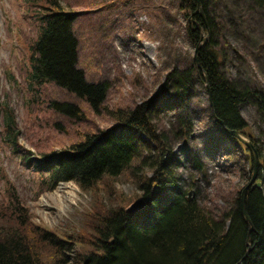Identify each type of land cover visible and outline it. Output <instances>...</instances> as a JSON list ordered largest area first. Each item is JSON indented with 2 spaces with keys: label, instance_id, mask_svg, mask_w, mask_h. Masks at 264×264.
Listing matches in <instances>:
<instances>
[{
  "label": "trees",
  "instance_id": "1",
  "mask_svg": "<svg viewBox=\"0 0 264 264\" xmlns=\"http://www.w3.org/2000/svg\"><path fill=\"white\" fill-rule=\"evenodd\" d=\"M180 1L182 9H192L189 38L195 48L202 45L197 58L194 56L187 67L181 68V74L188 79H177L178 88L189 87L193 79L201 82L208 92V108L213 115L228 128L249 136L260 155L257 180H262L263 188H250L246 198L253 230L249 231L241 213V190L235 194L233 207L217 218L199 202L197 191L191 196L182 188L172 166L181 167L183 162L153 128L143 111L145 105L141 104L130 110H113L114 126L86 132L64 149L42 152L40 157H31V151L21 152L23 162L38 173L40 192L53 190L62 181H74L84 192H92L99 205L87 213L89 223L85 229L60 236L35 224L20 194L12 191L3 208L8 215L0 218V264H69L65 250L75 248L76 243L81 247L75 251V264H264V149L241 115L242 106L254 102L264 116V88L256 84L239 87L227 78L221 53L216 50L218 31L213 16L206 10V0H200L203 14L196 12L197 0ZM29 2L40 22L38 36L30 46V82H52L98 112L109 86L107 81L89 79L79 64L80 39L74 29L78 13L68 11L61 0ZM49 108L65 117H84L82 106L70 100L53 99ZM15 125L14 114H10L7 140L19 149L20 131ZM223 127L216 122L208 133L205 149L212 155L241 156L246 160L247 147ZM179 130L185 139V130ZM181 152L196 169H203L197 145L184 144ZM246 162L250 181L253 161ZM120 180L132 183L141 192L134 198H124L116 189ZM154 183L156 190L152 188ZM139 198L145 200L144 205L128 211L127 207Z\"/></svg>",
  "mask_w": 264,
  "mask_h": 264
},
{
  "label": "rangeland",
  "instance_id": "2",
  "mask_svg": "<svg viewBox=\"0 0 264 264\" xmlns=\"http://www.w3.org/2000/svg\"><path fill=\"white\" fill-rule=\"evenodd\" d=\"M61 1L71 6L68 11L78 13L74 27L80 39V66L89 79L107 81L108 93L96 112L52 82H30V45L39 24L29 13V0H0V218L8 215L3 208L13 191L20 194L35 224L67 236L85 229L87 213L99 205L92 192H84L71 181L40 192L35 168L32 171L31 165L26 167L7 143L5 128L10 114H14L20 131L21 146L40 157L42 152L68 147L86 132L114 126L113 110H130L141 104L153 128L163 131L164 140L183 162L181 167L172 166L179 184L186 191H197L199 202L221 217L233 207L236 192L249 182V164L241 156L212 155L205 149L208 133L218 122L208 108V92L194 79L189 87L178 88L177 79H188L180 70L192 62L196 49L187 34L192 9H182L180 0ZM237 1H205L218 31L216 50L221 53L227 78L235 85L264 88V0ZM53 99L80 104L84 117L57 114L49 108ZM241 115L264 149V116L254 102L243 105ZM180 128L185 130V139ZM187 143L201 150L203 169H196L182 155ZM222 164L230 165L225 169ZM116 184L124 198H134L141 192L128 181ZM76 245L65 250L69 264H75L73 257L80 246Z\"/></svg>",
  "mask_w": 264,
  "mask_h": 264
},
{
  "label": "water",
  "instance_id": "3",
  "mask_svg": "<svg viewBox=\"0 0 264 264\" xmlns=\"http://www.w3.org/2000/svg\"><path fill=\"white\" fill-rule=\"evenodd\" d=\"M198 1V11L203 14V11H202V6H201V3H200V0H197ZM207 37L208 35L205 37V41H207ZM201 47V44H199L196 48V52H195V56L197 58V52L199 50V48ZM207 87H208V84H207ZM218 123L219 124H223L224 125V121L220 118H216ZM224 129L227 133L237 137L243 144L246 145V147L249 149V151L246 152V158L248 160H251L253 161V174H252V177L250 179V181L247 183L246 186H244L243 190H242V194H241V211H242V214H243V217H244V220L246 222V224L248 225L249 227V231L251 232L253 230V223L252 221L250 220L249 216H248V213H247V209H246V195H247V191L249 189V187L251 185L254 184V182L258 179V171H259V166H260V156H259V152L257 150V147L255 146V144L249 139V137H247L245 134H243L241 132V130H237V129H231V128H228L226 125H224ZM255 185L257 186H260V182H257ZM142 205H144V199H138L136 201H134L129 207H128V210H131V211H134L138 208H140ZM248 244L250 245V243L252 242V239H251V235L249 234L248 236ZM241 264V262H240Z\"/></svg>",
  "mask_w": 264,
  "mask_h": 264
},
{
  "label": "bare ground",
  "instance_id": "4",
  "mask_svg": "<svg viewBox=\"0 0 264 264\" xmlns=\"http://www.w3.org/2000/svg\"><path fill=\"white\" fill-rule=\"evenodd\" d=\"M197 6H199V5H197ZM196 12H199L198 11V8H197V11ZM206 86H207V84H206ZM162 135H163V131H159ZM257 182H260V186H257V185H255ZM246 186V185H245ZM152 188L154 189V190H156L157 188H158V186H157V184L156 183H154V184H152ZM244 188V187H243ZM243 188L241 189V194H242V190H243ZM250 188H263V182H262V180L261 179H259V180H256L255 182H254V184L253 185H251L250 187H249V189ZM248 189V190H249ZM241 194H240V200H241ZM247 194H248V191H247ZM246 198H247V195H246ZM144 203H145V200H144ZM245 205H246V203H245ZM143 206V205H142ZM141 206V207H142ZM140 207V208H141ZM242 213V212H241ZM248 213V212H247ZM242 216H243V214H242ZM248 216H249V214H248ZM244 218V217H243ZM249 218H250V216H249ZM251 220V219H250ZM249 242V241H248Z\"/></svg>",
  "mask_w": 264,
  "mask_h": 264
}]
</instances>
